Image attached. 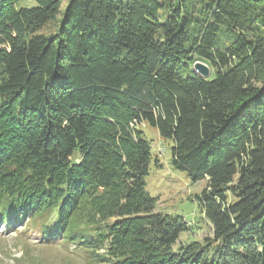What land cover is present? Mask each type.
<instances>
[{"label":"trees","instance_id":"trees-1","mask_svg":"<svg viewBox=\"0 0 264 264\" xmlns=\"http://www.w3.org/2000/svg\"><path fill=\"white\" fill-rule=\"evenodd\" d=\"M62 2L0 0V221L89 264H264V0H68L42 32ZM143 123L212 236L155 212Z\"/></svg>","mask_w":264,"mask_h":264},{"label":"rangeland","instance_id":"rangeland-1","mask_svg":"<svg viewBox=\"0 0 264 264\" xmlns=\"http://www.w3.org/2000/svg\"><path fill=\"white\" fill-rule=\"evenodd\" d=\"M67 3L68 0H63L57 21L42 32L56 29ZM140 128L151 141L153 161L146 176V190L158 199L155 212L179 216L187 221L189 229L181 234V243L194 239L203 241L212 236V225L204 217L198 200L207 180L193 182L187 170L174 166L173 141L162 137L156 127L143 123ZM156 159L159 165H156ZM12 222L6 226L0 221V264H89L90 257L84 247L65 244L61 239L47 241L36 234L33 224L26 219Z\"/></svg>","mask_w":264,"mask_h":264},{"label":"water","instance_id":"water-1","mask_svg":"<svg viewBox=\"0 0 264 264\" xmlns=\"http://www.w3.org/2000/svg\"><path fill=\"white\" fill-rule=\"evenodd\" d=\"M193 68L196 72H198L200 75L203 77H209L211 74V69L210 67L203 61L197 60L193 64Z\"/></svg>","mask_w":264,"mask_h":264}]
</instances>
